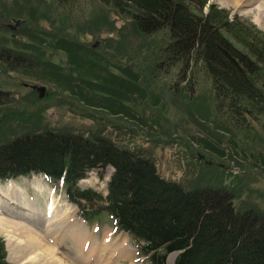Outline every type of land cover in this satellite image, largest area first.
Listing matches in <instances>:
<instances>
[{"label": "rangeland", "instance_id": "374dc122", "mask_svg": "<svg viewBox=\"0 0 264 264\" xmlns=\"http://www.w3.org/2000/svg\"><path fill=\"white\" fill-rule=\"evenodd\" d=\"M208 5L252 24L258 33L249 30V36L264 40V0H250V4L208 0ZM164 37L163 32L140 34L130 18L99 0H0V47L33 58L24 68L0 65V92L5 93L0 97V145L45 129L87 138L101 136L151 158L161 177L186 190L225 187L233 194L236 210L263 214V119L249 118L245 126L238 127L227 113L217 110L211 82L200 66L182 78L179 67L165 72L157 66ZM112 170L108 166L100 171L102 179L98 169L90 170L78 184L105 195ZM53 184L41 174L0 179V187L11 191L8 196L15 202L9 200L5 208L0 207V219L32 224L40 236L52 234L45 229L48 221L43 217L51 202L57 214L71 206V213L81 219L63 187ZM17 199L29 204L31 211L40 210V217L11 214H30ZM81 223L95 247L103 244L106 231L110 237L125 236L131 245L129 257H111L108 251L103 257H88L92 253L87 251L85 261L148 264L108 213L100 212ZM58 235L54 246L48 244L66 263L78 264L74 257L80 249L74 239L61 232ZM0 240L5 261L24 264L17 258L15 241L2 232ZM175 255L167 256V264Z\"/></svg>", "mask_w": 264, "mask_h": 264}, {"label": "trees", "instance_id": "16d2710c", "mask_svg": "<svg viewBox=\"0 0 264 264\" xmlns=\"http://www.w3.org/2000/svg\"><path fill=\"white\" fill-rule=\"evenodd\" d=\"M99 1L130 18L140 34L163 32L157 66L165 72L179 67L181 78L200 66L211 82L217 110L238 127L249 118H262L264 129V40L249 36V30L258 33L252 24L228 17L208 0ZM32 62L0 47V65L8 69ZM108 166L113 171L105 195L80 187L88 171L98 169L102 179L100 171ZM30 173L61 181L84 219L108 213L149 264H167L170 253H176L173 264H264V213L236 210L225 187L186 190L161 177L151 158L107 138L45 129L0 145V179ZM0 264H8L1 240Z\"/></svg>", "mask_w": 264, "mask_h": 264}, {"label": "bare ground", "instance_id": "6f19581e", "mask_svg": "<svg viewBox=\"0 0 264 264\" xmlns=\"http://www.w3.org/2000/svg\"><path fill=\"white\" fill-rule=\"evenodd\" d=\"M241 1H243L244 4H250V0H239V2ZM8 195H11V191H6L5 188L3 189L0 187V207L2 206L5 208V205L7 204L6 201L11 200L12 203L14 202L12 197ZM16 203L19 204L22 208H24L26 212H29L30 214L25 215L24 213H21V212L14 213L13 211H12L13 213L10 212L11 214H16L18 216L21 215L20 217L33 216L34 218V215H37V218L40 217L41 215L40 210L31 211V209H29V206H28L29 204L23 203L22 200L17 199ZM54 205L52 204V202L47 204L44 210V214H43L44 220L48 221L47 224L45 225V229L46 230L49 229L50 233L52 232V234L47 233V236L45 235V233H43L44 236H40V234L34 228L35 226L32 224L31 226H29L28 223H23V222L12 223L7 220L5 221V220L0 219V230H1L0 232L4 233V235H6V237L9 240L15 241L16 243L14 246L15 251L19 254L17 258L20 259L22 263L24 264H69V263H66L65 260L60 258L57 251L53 249L51 245L48 244V243H52L53 245L54 242L58 240L59 232L63 233V235H69V237H72L75 241V245L79 247L77 248V250L80 249V252L77 253L76 258L74 257V260H76L78 264L98 263V260L96 261L93 260L94 263H90L84 260V255H85V252L87 251L92 253V255L89 253L90 255L88 254L89 255L88 257L90 256L96 257L97 254H99L98 257H103V252L105 253V251H108V255H110L111 257L113 255L118 256L119 254H120L119 257H121L122 255L124 257L125 256L129 257L128 252H129V249L131 248V245L129 244L125 236L122 237L123 239L121 237L117 238V236L110 237L109 233H107L106 231V234H105L106 237L104 236V240H102L103 244H101L98 247H95L94 245L95 241L93 242V237L91 235L87 236L84 233L85 232V230L83 229L84 226H82L83 224L81 223L82 219L76 218L74 213H71V206L61 211L60 214L59 213L57 214L56 207ZM64 216H65V219H64ZM58 222L62 224L61 228L57 227ZM7 225H9V227L12 228V231H8ZM55 227H57L56 229H57L58 234L56 233ZM17 231H18V234H17ZM53 235H55V240H54ZM133 262L134 261L131 260L130 264H133ZM172 262L173 261L170 260L169 264H172Z\"/></svg>", "mask_w": 264, "mask_h": 264}, {"label": "water", "instance_id": "95a60500", "mask_svg": "<svg viewBox=\"0 0 264 264\" xmlns=\"http://www.w3.org/2000/svg\"><path fill=\"white\" fill-rule=\"evenodd\" d=\"M17 24L19 23V21L16 22Z\"/></svg>", "mask_w": 264, "mask_h": 264}]
</instances>
